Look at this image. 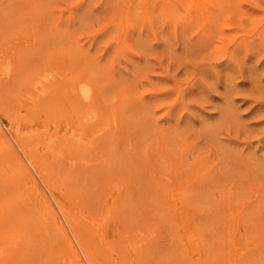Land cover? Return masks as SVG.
<instances>
[{"label": "rangeland", "instance_id": "1", "mask_svg": "<svg viewBox=\"0 0 264 264\" xmlns=\"http://www.w3.org/2000/svg\"><path fill=\"white\" fill-rule=\"evenodd\" d=\"M1 132L0 264H264V0H0Z\"/></svg>", "mask_w": 264, "mask_h": 264}, {"label": "bare ground", "instance_id": "2", "mask_svg": "<svg viewBox=\"0 0 264 264\" xmlns=\"http://www.w3.org/2000/svg\"><path fill=\"white\" fill-rule=\"evenodd\" d=\"M51 78V77H50ZM36 87V86H35ZM78 95H79V97H81L82 99H84V100H91L92 99V89H91V87L90 86H88V84L87 85H80V87H79V89H78V93H77ZM93 113V112H92ZM91 113V114H92ZM90 113H89V115H90V117H87L86 118V120L87 121H93L94 120V116L93 115H91ZM82 132L81 133H79V136L80 137H82L83 138V136L85 137V138H87V136H88V134L84 131V130H81ZM0 135H1V138H3V140L5 141V143L7 144V146H11L10 145V143H9V141L7 140V138H6V136L1 132L0 133ZM114 136V135H113ZM10 137V136H9ZM114 139V138H113ZM92 143V142H91ZM94 145V144H93ZM23 150V153L25 154V156L27 155V151L26 150H24V149H22ZM101 151V150H100ZM27 157V156H26ZM30 158V157H29ZM29 165V166H28ZM28 167H30V168H32V169H34L35 170V172H36V174L37 175H39V170H38V172L36 171V163H34L31 159H29L28 160ZM31 171V170H30ZM28 173H29V175H30V177L28 178V179H30V180H28L30 183H32L33 184V186L34 185H38V181H37V179L35 178V176H33L29 171H28ZM58 173V172H57ZM28 175V176H29ZM42 182H43V180L41 179V177L39 178ZM35 187V186H34ZM37 189H39V188H37ZM35 190V189H34ZM40 191V194H42L41 193V190H39ZM61 191V190H60ZM78 191V190H77ZM31 193H32V191H31ZM44 196V195H43ZM23 197V196H22ZM45 197V196H44ZM46 198V197H45ZM53 198V197H52ZM72 198V197H71ZM29 200V199H28ZM55 200V199H54ZM18 201V200H17ZM30 202V201H29ZM45 202V201H44ZM22 203V202H21ZM47 204H49V203H47ZM46 204V205H47ZM40 205V204H39ZM49 206L50 207H52V205L51 204H49ZM48 207V206H47ZM57 207H58V209L59 210H61L62 211V207H61V205L60 204H58L57 203ZM10 208V207H9ZM24 209H25V207H24ZM50 209V208H49ZM48 212H49V210H48ZM106 212H108V209H106ZM21 216V215H20ZM7 217V216H6ZM22 217V216H21ZM31 217H32V215H31ZM42 218H44V217H42ZM45 219V218H44ZM67 220V219H66ZM9 221V220H8ZM40 221V220H39ZM29 222V221H28ZM48 222V221H47ZM66 222V221H65ZM37 226V225H36ZM34 227V226H33ZM40 227V226H39ZM41 229V228H40ZM58 238V237H57ZM135 238V237H134ZM156 238V237H155ZM30 239V238H29ZM28 239V240H29ZM3 241V240H2ZM124 241V240H123ZM56 242V241H55ZM37 245V244H36ZM35 246V245H34ZM119 246V245H118ZM29 251H30V249H28ZM49 250V249H48ZM32 251V250H31ZM52 251V250H51ZM82 252H83V255H84V257L86 258V260H87V262H88V264H92L91 263V259L89 258V256L87 255V253L82 249ZM25 254V253H24ZM39 254H40V252H39ZM36 255V254H35ZM34 255V256H35ZM23 256V255H22ZM24 257V256H23ZM48 257V256H47ZM16 258V257H15ZM19 259V258H18ZM50 259V258H49ZM78 260V259H77ZM77 260H75L76 261V263L78 264L79 263V261H77ZM51 261V260H50Z\"/></svg>", "mask_w": 264, "mask_h": 264}]
</instances>
